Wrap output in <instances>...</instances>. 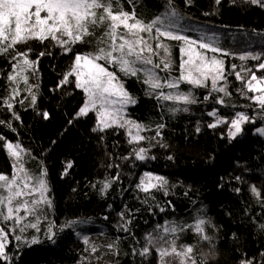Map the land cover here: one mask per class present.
Returning a JSON list of instances; mask_svg holds the SVG:
<instances>
[{
	"label": "trees",
	"instance_id": "obj_1",
	"mask_svg": "<svg viewBox=\"0 0 264 264\" xmlns=\"http://www.w3.org/2000/svg\"><path fill=\"white\" fill-rule=\"evenodd\" d=\"M166 2L136 0V11L150 20L166 11ZM124 4L131 10L128 0ZM174 6L187 18L184 24L208 36H218L219 44L236 56L245 52L264 54V8L243 0H221L220 5L215 0H194L191 6H186L184 0H174ZM204 12L214 14L205 16ZM185 34L198 38L195 32ZM167 43L172 45L171 75L178 76L179 42ZM30 46L31 59H37L42 51L50 53L39 57V74L30 80L38 85L36 105L31 106L30 97L24 105L17 103L14 110L19 120L0 107V120L10 121L14 129L0 125V135L30 151L26 167L32 173L38 174L41 167L46 169L49 185L46 195L52 207L45 208L41 215L39 232L29 228L24 233L26 239L36 236L40 243L18 245L10 236L11 264H159L156 246L150 247L147 256L137 254L145 246L146 235H157V226L166 223L192 224L196 216L214 225L207 229L215 244V255L208 258V264H239L241 259H251L253 264L264 261L260 255L264 252V231L258 230V224L264 223V206L250 191L254 186L264 196V139L255 132L264 127V114L241 95L243 85L232 72L233 64L239 71L242 63L255 71L260 61L241 62L231 56L222 57L231 93L224 98L225 103H215L216 97L223 94L214 93L205 102L207 89H191L200 102L175 115L146 95L141 81L125 78V87L137 99L135 105L127 107V117L153 129L142 133L149 139L140 146L150 150L149 158L139 161L132 154L133 145L128 143L124 129L94 132V113L75 118L84 100L83 93L75 88L74 82L59 86L72 63V54H64L48 41L45 44L33 41ZM94 46V43L80 44L74 51L88 52ZM10 71L8 58L0 56V97L8 94L6 75ZM257 75L264 76V70ZM181 87L185 91L190 89L184 84ZM213 110L228 120L237 112H244L255 122L245 123L242 133L229 140L228 125L208 127L209 123H215L208 115ZM43 112H48V119L43 118ZM158 123L165 124L162 136L151 139ZM2 144L0 141V174L10 176L11 160ZM169 156L173 159L169 160ZM145 173L165 177L168 194L165 195V190L153 191V199L140 192L137 184ZM117 174L119 178L102 194L101 182L106 178L112 180ZM121 213L124 220L130 221L128 231L121 228L124 223ZM73 221L71 226H65ZM50 222L55 226L54 242L45 236ZM85 239L95 243V252L90 251ZM113 242L117 248L110 250L108 245ZM177 244L194 245L198 259L209 252V245L192 231L179 233Z\"/></svg>",
	"mask_w": 264,
	"mask_h": 264
},
{
	"label": "snow or ice",
	"instance_id": "obj_2",
	"mask_svg": "<svg viewBox=\"0 0 264 264\" xmlns=\"http://www.w3.org/2000/svg\"><path fill=\"white\" fill-rule=\"evenodd\" d=\"M243 2L264 8V0ZM184 3L191 6L194 0H184ZM128 4L132 6L131 10L126 8L124 0H0V56L7 57L11 66V71L6 75L8 94L0 97V107L6 108L13 119L19 120L20 117L14 110L17 103L24 105L25 99L30 97L31 106L36 105L38 85L30 80L39 74V57L50 53L42 51L37 59H31L33 49L30 42L45 44L48 41L52 46L59 47L64 54L71 53L73 56L59 86L74 82L75 88L83 93L84 100L75 118L95 113L94 132H104L109 128L124 129L128 143L133 145L132 154L136 160L149 158L150 149L140 145L149 139L142 133L153 129L127 117L125 110L128 106L135 105L137 99L125 87V78L141 81L145 85L146 95L154 97L162 108L167 107L175 115L180 111L187 112L189 105L200 102L191 89H207L208 94L203 97L205 102L214 93L223 94L216 97L215 103H225L224 98L231 93L228 91V72L222 57L231 56L241 62L260 61L255 71L242 63L239 71L233 64L232 72L243 85L239 90L241 95H245L264 114V76L257 75V72L264 70V54L245 52L236 56L225 50L219 44L218 36H208L199 29L184 24L183 21L187 18L177 11L174 0H167L166 11L150 20L144 19L136 11V0H128ZM215 4L220 5L221 0H215ZM203 14L208 16L214 13ZM187 32L197 33L198 38L186 35ZM167 42H179L178 76L171 75L172 45ZM93 43L95 46L92 51H74L76 45ZM21 45L27 47L21 48ZM161 72L166 75L161 76ZM73 77L74 81L70 79ZM182 84L190 86V89L183 90ZM21 93H26V97ZM246 93L252 95L247 96ZM42 115L44 119L49 118L48 112H43ZM208 115L215 119V123L208 124L209 128H216L222 123L228 125L229 140L242 133L245 123L255 122L244 112H237L231 120L218 116L216 110L208 112ZM0 125L14 131L10 121L0 120ZM164 127L163 123L156 124L155 136L151 139L161 137ZM257 132L264 136V128L257 129ZM0 141L3 142L2 148L12 166L10 176L0 174V261L11 264L8 254L11 239L18 245L40 243L38 237L26 239L24 233L29 228L40 231V217L45 208L52 207V202L46 195L49 192L46 169L41 167L38 174L32 173L26 167L30 151L19 142L8 141L3 135H0ZM164 146L161 144V147ZM168 159L173 157L169 156ZM67 167L70 168L71 164ZM64 175H67V171ZM118 178L117 174L112 180L106 178L102 181L101 193H105L112 181ZM167 184L165 177L145 173L137 188L146 197L154 199L153 191L165 190ZM250 191L264 206L262 193L254 186ZM167 194L165 190V195ZM160 210L164 211L163 208ZM121 219L124 220L123 213ZM72 223L75 222H69L65 226H71ZM128 223L130 221L124 220L121 225L124 231H128ZM54 227L50 222L45 233L46 238L53 242L56 235ZM209 227L214 225L202 216H196L192 224L158 225V234L146 235L145 246L137 254L147 256L150 247L156 246L159 264H168L166 258L169 256L174 257L178 264H208V258L215 255L213 237L207 231ZM258 230L264 231V223L258 224ZM184 231H192L200 241L207 243L209 252L203 253L198 259L194 245H178L179 233ZM84 243L89 242L85 239ZM108 248L114 250L117 244L113 242ZM91 251L95 252L96 248L93 246ZM260 255L264 257V252ZM239 264H253V261L241 259ZM260 264H264V261Z\"/></svg>",
	"mask_w": 264,
	"mask_h": 264
},
{
	"label": "rangeland",
	"instance_id": "obj_3",
	"mask_svg": "<svg viewBox=\"0 0 264 264\" xmlns=\"http://www.w3.org/2000/svg\"><path fill=\"white\" fill-rule=\"evenodd\" d=\"M74 78V77H73ZM129 107V106H128ZM126 111V110H125ZM95 114V113H94ZM259 128H264V127H259ZM258 128V129H259ZM256 134H258L259 135V133L257 132V129H256ZM261 136V135H260ZM263 137V139H264V136H262ZM21 214H23V213H21ZM89 243L87 244V246H89L90 247V251H91V249H92V247L94 246V242H92V241H88ZM95 247V246H94ZM92 252V251H91ZM167 259V262H168V264H173L174 263V261H176V263H178V261L174 258V257H171V256H169V257H167L166 258Z\"/></svg>",
	"mask_w": 264,
	"mask_h": 264
}]
</instances>
